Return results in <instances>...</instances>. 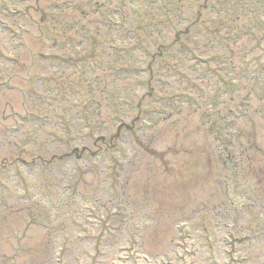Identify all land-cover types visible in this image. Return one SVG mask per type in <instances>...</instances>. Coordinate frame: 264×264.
Wrapping results in <instances>:
<instances>
[{"label": "rangeland", "instance_id": "obj_1", "mask_svg": "<svg viewBox=\"0 0 264 264\" xmlns=\"http://www.w3.org/2000/svg\"><path fill=\"white\" fill-rule=\"evenodd\" d=\"M6 1L9 8L16 2ZM17 1L24 13L21 18L35 15L40 19L33 9L35 0ZM52 1L58 0H40L44 6ZM107 1L92 0L89 4L94 6L89 15L93 28L107 16L114 27L107 32L100 27L104 31L102 47L95 57L86 51L85 61L104 65L97 70L99 76L89 78L99 77L111 90L98 96L103 104L100 113L90 112L86 117L80 109L84 105L92 109L95 96L92 103L86 96L87 103L81 101L77 109L73 106L77 98L85 96L88 86L80 82L82 70L75 73L73 68H65L60 72L65 77L60 80L49 61L40 62L41 50L57 53L42 48V26L13 25L15 18L1 17L0 11V22L4 20L16 30L13 40L25 37L27 45L24 50L18 41L13 43L0 23V50L7 58L15 54L18 59L13 81L18 90L0 88V167L9 168L0 170V264H162L164 257L168 263L191 264L186 238L189 223L195 231L200 229L196 235H201V225L213 234L208 250L213 253L212 260H206L209 254L205 251L204 259L200 255L203 260L196 263L223 264L230 248L221 241L227 232L217 224L220 215L225 213L231 226L236 224L239 230L243 223L246 229L254 226L246 222L244 212L234 214L217 208L222 204L228 207L226 185L239 187L264 209V83L250 79L257 67L264 66V58L250 65L251 73L242 71L239 58L252 54L258 40L264 49V15L263 22L256 17L258 1L247 0L249 11L238 26L241 44L233 51L235 68L223 71L219 69L225 67L224 52L212 40L214 19L208 15L214 6L238 9L241 15L240 0H122L115 16L111 13L121 0ZM259 2L264 5V0ZM249 23L255 27L251 35L255 41L248 39L252 42L246 45L243 31ZM138 26H147L144 29L153 32L152 36H146ZM225 34L222 30L218 39ZM52 37L61 38L57 31ZM137 43L143 49L136 51ZM183 44L187 49L182 52ZM95 46L94 51H98ZM259 54L257 49L254 56ZM8 63H3L4 75L10 68ZM218 88H222L225 101L220 108L233 112L232 120L242 131L240 138H232L231 151L239 167L237 183L226 177L230 162L225 166L228 170L221 164L218 157H226L202 118L207 94ZM76 90L81 92L67 97ZM62 95L72 99L73 105L64 103ZM188 100L194 102L191 108ZM157 101L162 105H152ZM147 104L156 112H167V116L149 121L147 126L137 122L149 109ZM171 105L180 109H168ZM115 112L126 114L125 124L114 121ZM131 119L136 122L132 124ZM127 123L132 124L131 132L123 128ZM118 134L120 140L115 139ZM119 146L123 165L117 168L113 151ZM105 149H110L107 155L102 153L108 152ZM94 154L100 155L98 160L89 159ZM248 154L251 160L246 163ZM21 159H35L43 169L12 168ZM178 226L185 231L183 240L178 238ZM236 231L234 236L241 238ZM257 253L252 254V264L261 262Z\"/></svg>", "mask_w": 264, "mask_h": 264}]
</instances>
